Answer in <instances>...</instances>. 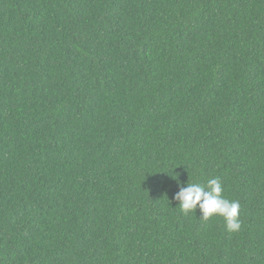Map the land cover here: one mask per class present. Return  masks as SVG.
Wrapping results in <instances>:
<instances>
[{
	"label": "trees",
	"instance_id": "trees-1",
	"mask_svg": "<svg viewBox=\"0 0 264 264\" xmlns=\"http://www.w3.org/2000/svg\"><path fill=\"white\" fill-rule=\"evenodd\" d=\"M0 264H264V0H0Z\"/></svg>",
	"mask_w": 264,
	"mask_h": 264
},
{
	"label": "clouds",
	"instance_id": "clouds-1",
	"mask_svg": "<svg viewBox=\"0 0 264 264\" xmlns=\"http://www.w3.org/2000/svg\"><path fill=\"white\" fill-rule=\"evenodd\" d=\"M174 199L178 201V207L185 215L198 208L201 213L200 219L204 221L219 216L223 218L229 232H238L241 229L240 203L223 196V186L219 177L209 179L206 185L187 183Z\"/></svg>",
	"mask_w": 264,
	"mask_h": 264
}]
</instances>
